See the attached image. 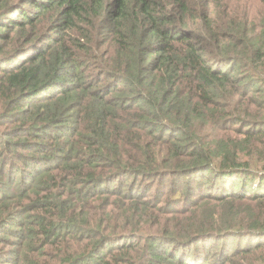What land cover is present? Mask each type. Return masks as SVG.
Segmentation results:
<instances>
[{"label": "trees", "instance_id": "obj_1", "mask_svg": "<svg viewBox=\"0 0 264 264\" xmlns=\"http://www.w3.org/2000/svg\"><path fill=\"white\" fill-rule=\"evenodd\" d=\"M264 264V0H0V264Z\"/></svg>", "mask_w": 264, "mask_h": 264}, {"label": "rangeland", "instance_id": "obj_2", "mask_svg": "<svg viewBox=\"0 0 264 264\" xmlns=\"http://www.w3.org/2000/svg\"><path fill=\"white\" fill-rule=\"evenodd\" d=\"M7 264V263H6Z\"/></svg>", "mask_w": 264, "mask_h": 264}]
</instances>
